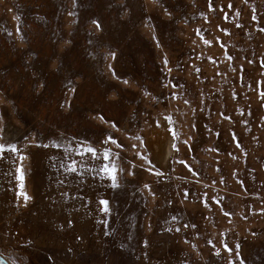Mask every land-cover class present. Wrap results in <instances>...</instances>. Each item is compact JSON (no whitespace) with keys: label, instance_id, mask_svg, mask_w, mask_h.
<instances>
[{"label":"rangeland","instance_id":"1","mask_svg":"<svg viewBox=\"0 0 264 264\" xmlns=\"http://www.w3.org/2000/svg\"><path fill=\"white\" fill-rule=\"evenodd\" d=\"M0 146L12 264H264V0H0Z\"/></svg>","mask_w":264,"mask_h":264},{"label":"snow or ice","instance_id":"2","mask_svg":"<svg viewBox=\"0 0 264 264\" xmlns=\"http://www.w3.org/2000/svg\"><path fill=\"white\" fill-rule=\"evenodd\" d=\"M3 151H4L3 147L0 146V153H2ZM11 151L14 152L15 149H12ZM19 159L22 161L24 159V157H19ZM69 170L74 172L76 169H75V167H71ZM103 171L107 172V168L103 169ZM114 171L115 170L113 169V171H112V173H110V175H111V178L113 180V186L115 187L116 184H115V174H114ZM17 173L19 174L18 175V179H22V172H21V169L20 168H17ZM25 199H27V196H25ZM101 204H103L105 206L104 207V210L107 211L108 210L107 209V201H101Z\"/></svg>","mask_w":264,"mask_h":264},{"label":"bare ground","instance_id":"3","mask_svg":"<svg viewBox=\"0 0 264 264\" xmlns=\"http://www.w3.org/2000/svg\"><path fill=\"white\" fill-rule=\"evenodd\" d=\"M163 138H164V137L162 136L161 139H163ZM161 139L158 140L157 142H160ZM166 142H167V141H166V138H164V141H163V143H162V146H163V149H162V159H163V158H166V157L170 154L171 150H173V148H171L169 145L167 146V148H165L166 150H164V146H165V143H166ZM170 143H171V142H170ZM158 150H159L158 152L161 151L160 148H159ZM164 151H165V152H164Z\"/></svg>","mask_w":264,"mask_h":264},{"label":"flooded vegetation","instance_id":"4","mask_svg":"<svg viewBox=\"0 0 264 264\" xmlns=\"http://www.w3.org/2000/svg\"><path fill=\"white\" fill-rule=\"evenodd\" d=\"M0 264H12L7 258L0 254Z\"/></svg>","mask_w":264,"mask_h":264}]
</instances>
